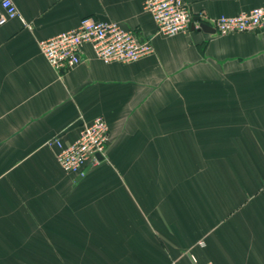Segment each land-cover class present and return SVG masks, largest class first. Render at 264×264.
<instances>
[{
	"label": "crops",
	"instance_id": "obj_1",
	"mask_svg": "<svg viewBox=\"0 0 264 264\" xmlns=\"http://www.w3.org/2000/svg\"><path fill=\"white\" fill-rule=\"evenodd\" d=\"M0 25V264H264V24L156 33L144 0H12ZM216 17L264 0H183ZM90 16L153 52L57 72L37 41ZM26 24L28 26H26ZM107 123L84 176L49 141Z\"/></svg>",
	"mask_w": 264,
	"mask_h": 264
},
{
	"label": "built area",
	"instance_id": "obj_2",
	"mask_svg": "<svg viewBox=\"0 0 264 264\" xmlns=\"http://www.w3.org/2000/svg\"><path fill=\"white\" fill-rule=\"evenodd\" d=\"M143 10L152 17L156 33L165 36L190 29L200 31L203 25L213 28L218 34L257 33L264 24V5L216 17L204 12L192 13L183 0H144ZM11 18L23 21L12 0H0V25ZM37 45L49 66L57 72L78 65L81 61L80 50L84 45H89L94 55L104 63L132 62L153 52L150 39L140 41L135 31L117 21L90 16L82 17L74 28L38 40ZM49 145L55 148L57 162L64 172L82 177L90 167L99 163L98 154L102 159L105 157L109 146L107 123L101 116L89 122L82 121L75 140L67 143L56 135ZM192 261L199 264L194 258Z\"/></svg>",
	"mask_w": 264,
	"mask_h": 264
},
{
	"label": "water",
	"instance_id": "obj_3",
	"mask_svg": "<svg viewBox=\"0 0 264 264\" xmlns=\"http://www.w3.org/2000/svg\"><path fill=\"white\" fill-rule=\"evenodd\" d=\"M202 30L203 31H208V32H215V30L213 29V28H210V27H208V26H202ZM97 158L99 159V160H101L102 159V156L100 155V154H98L97 155Z\"/></svg>",
	"mask_w": 264,
	"mask_h": 264
}]
</instances>
